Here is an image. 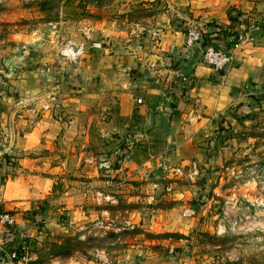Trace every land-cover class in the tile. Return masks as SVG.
<instances>
[{"label": "crops", "instance_id": "0c3cea01", "mask_svg": "<svg viewBox=\"0 0 264 264\" xmlns=\"http://www.w3.org/2000/svg\"><path fill=\"white\" fill-rule=\"evenodd\" d=\"M168 1L178 20L136 38L119 42L111 27L97 28L96 38L110 43V52L88 45L84 56L66 63L55 53L44 56L52 44L37 41L33 55L21 51L12 72L5 69L19 91V98L7 97L8 85L0 86V174L7 178L0 181V213L14 216L13 239L30 244L37 237L24 214L37 201L51 209V193L54 209L74 207L76 200L81 208L88 192L100 193L102 176L163 177L196 164L208 147L205 139L215 149L218 135L230 137L244 113L263 106V100L246 102L264 89V29L258 27L264 0ZM194 22L203 26L208 45L232 51L226 69L189 62L184 33ZM35 61L37 69H23ZM4 100H13V107ZM11 125L17 135L8 153ZM40 219L51 221L46 214ZM0 236L7 237L1 226ZM150 255L140 264L176 263ZM30 258L38 264L35 250Z\"/></svg>", "mask_w": 264, "mask_h": 264}, {"label": "rangeland", "instance_id": "374dc122", "mask_svg": "<svg viewBox=\"0 0 264 264\" xmlns=\"http://www.w3.org/2000/svg\"><path fill=\"white\" fill-rule=\"evenodd\" d=\"M168 2L0 0V86L8 85L7 97L19 98L3 63L21 51L30 56L33 43L49 41L52 48L44 56L55 53V59L73 62L59 49L82 41L83 24L111 27L123 42L151 26L178 20ZM107 46L112 48L104 43ZM38 65L27 63L23 69L29 72ZM257 92L253 98L263 100V106L244 113L230 137L218 135L215 149L205 139L203 158L181 167L183 175L166 171L163 177L131 180L102 176L100 193L88 192L81 208L83 201L76 200L74 207L54 209L52 193L51 209L37 201L38 207L24 218L37 236L28 245L38 264H140L144 258L150 260L149 251L153 257L174 259L173 264H264V89ZM12 103L4 100L3 105L13 107ZM13 126L7 133L8 153L17 135ZM4 177L1 173L6 181ZM186 208L195 215L183 217ZM42 214L53 223L42 222Z\"/></svg>", "mask_w": 264, "mask_h": 264}, {"label": "built area", "instance_id": "2783aa9c", "mask_svg": "<svg viewBox=\"0 0 264 264\" xmlns=\"http://www.w3.org/2000/svg\"><path fill=\"white\" fill-rule=\"evenodd\" d=\"M203 26L194 23L186 27L184 33V46L190 48L193 45H198L202 38ZM97 28L91 24H83L80 28V34L82 41L80 42H68L59 49V53L62 57L69 61H75L84 56L86 47L90 45L94 49L110 50L109 46L104 47V42L101 39L96 38ZM240 41L236 40L232 43V47L235 49L239 46ZM232 51H228L223 48H216L212 45H208L202 49L201 57L198 59L200 63L205 66L221 71L226 69L232 62ZM140 102V100H137ZM175 174L183 175L184 172L181 167L173 169ZM183 217H192L195 215V211L191 208H186L182 212ZM0 226L7 232V237L0 236V264H30L31 249L28 243L22 240H15L12 238V233L16 227V221L13 215L8 212L0 213ZM73 264V263H70Z\"/></svg>", "mask_w": 264, "mask_h": 264}, {"label": "water", "instance_id": "95a60500", "mask_svg": "<svg viewBox=\"0 0 264 264\" xmlns=\"http://www.w3.org/2000/svg\"><path fill=\"white\" fill-rule=\"evenodd\" d=\"M258 27L260 29H264V20L258 24ZM206 46H207V42L205 40H201L198 45L191 46L189 48V50H190V55L188 57L189 62L190 63L196 62L201 57L202 49L205 48ZM19 57H20V54L14 55V56L7 58L4 61L3 64L5 66V69L9 73L12 72L13 67L19 62ZM246 103L250 106L251 105H255V106L257 105V101L253 97L248 98Z\"/></svg>", "mask_w": 264, "mask_h": 264}, {"label": "trees", "instance_id": "16d2710c", "mask_svg": "<svg viewBox=\"0 0 264 264\" xmlns=\"http://www.w3.org/2000/svg\"><path fill=\"white\" fill-rule=\"evenodd\" d=\"M202 38H203V40H205L207 43H210V41H209V38H207L206 36H205V31L204 30H202ZM241 39V35H237L236 36V38L234 39V41H236V40H240ZM222 122H224V120H222ZM1 161V160H0ZM1 163V162H0ZM1 179V178H0ZM3 179H1V181H2ZM176 254V253H175Z\"/></svg>", "mask_w": 264, "mask_h": 264}]
</instances>
